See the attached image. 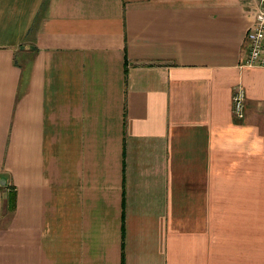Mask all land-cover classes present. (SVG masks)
I'll list each match as a JSON object with an SVG mask.
<instances>
[{
    "label": "crops",
    "instance_id": "0c3cea01",
    "mask_svg": "<svg viewBox=\"0 0 264 264\" xmlns=\"http://www.w3.org/2000/svg\"><path fill=\"white\" fill-rule=\"evenodd\" d=\"M259 2L0 0V264H264Z\"/></svg>",
    "mask_w": 264,
    "mask_h": 264
},
{
    "label": "built area",
    "instance_id": "2783aa9c",
    "mask_svg": "<svg viewBox=\"0 0 264 264\" xmlns=\"http://www.w3.org/2000/svg\"><path fill=\"white\" fill-rule=\"evenodd\" d=\"M246 50L243 67L264 69V0H260L253 14V22L245 37ZM244 89L237 87L231 96L232 112L238 118L244 116Z\"/></svg>",
    "mask_w": 264,
    "mask_h": 264
}]
</instances>
